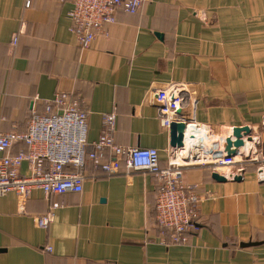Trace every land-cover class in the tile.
<instances>
[{
	"label": "crops",
	"instance_id": "obj_1",
	"mask_svg": "<svg viewBox=\"0 0 264 264\" xmlns=\"http://www.w3.org/2000/svg\"><path fill=\"white\" fill-rule=\"evenodd\" d=\"M29 1L0 0V134L25 132L32 111L69 92L87 114L88 148L102 115L115 113L114 144L155 149L165 166L170 135L151 94L174 83L189 89L183 118L195 127L180 154L210 161L234 127H250L252 141L219 171L243 168L239 182H216L197 160L183 169L202 197L186 245L159 244L151 174L104 176L88 163L80 193L33 190L24 206L0 197V264H264V0H146L136 14L119 10L85 50L69 33L70 0ZM52 203L49 226L38 227L33 217Z\"/></svg>",
	"mask_w": 264,
	"mask_h": 264
},
{
	"label": "built area",
	"instance_id": "obj_2",
	"mask_svg": "<svg viewBox=\"0 0 264 264\" xmlns=\"http://www.w3.org/2000/svg\"><path fill=\"white\" fill-rule=\"evenodd\" d=\"M145 2L70 0L71 8L67 12L69 33L81 50L88 49L99 33L108 35L106 27L115 22L119 10L133 15ZM29 6L30 1L26 0L25 7ZM16 41L14 36L12 44L15 45ZM188 99L189 89L183 84L172 83L151 94L162 128L169 130L172 123H183L185 135L188 127L194 131L195 127L183 118ZM115 119V113L102 115V131L88 148L86 112L72 93L57 91L51 100L46 101L42 114L32 111L25 132L0 134V197L14 193L24 206L33 190L42 191L45 197L80 193L86 178L84 168L88 163L95 173L100 171L104 176L116 175L122 170L125 173L147 171L159 183L154 203V226L159 233V244L164 247L186 245L197 229L198 206L202 197L197 192V185L184 183L183 169L197 160L198 164L209 165L213 173L220 175L221 169L236 166L235 157H226L220 151L206 161L202 156L193 158L189 152L180 154L191 146L183 140L182 148L169 149V160L161 166L155 149L122 148L114 144ZM16 144L24 145L26 150L10 154V149ZM105 150L110 153L107 160L104 159ZM24 163L28 166L27 175L21 174ZM242 169L220 176L233 179ZM58 207L57 203H52L50 211L33 217V222L46 229L52 220V211Z\"/></svg>",
	"mask_w": 264,
	"mask_h": 264
},
{
	"label": "water",
	"instance_id": "obj_3",
	"mask_svg": "<svg viewBox=\"0 0 264 264\" xmlns=\"http://www.w3.org/2000/svg\"><path fill=\"white\" fill-rule=\"evenodd\" d=\"M185 124L183 123H172L169 127L170 135V146L172 148H182L183 140L190 142L193 146L195 145V139L193 136L189 137L185 135ZM251 128L248 126L243 127H234L230 134L224 139L222 144V152L226 157H236L240 148H243L245 145L244 138L247 142L252 141L251 137ZM264 172V171H262ZM211 178L216 182H225L227 181L224 177L212 173ZM242 180V173L238 176H235L231 181L239 182Z\"/></svg>",
	"mask_w": 264,
	"mask_h": 264
}]
</instances>
